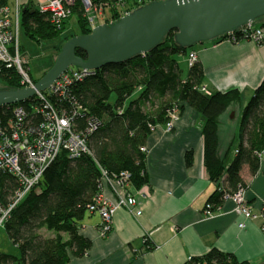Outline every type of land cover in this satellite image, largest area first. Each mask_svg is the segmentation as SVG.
<instances>
[{
    "label": "trees",
    "instance_id": "1",
    "mask_svg": "<svg viewBox=\"0 0 264 264\" xmlns=\"http://www.w3.org/2000/svg\"><path fill=\"white\" fill-rule=\"evenodd\" d=\"M79 15L76 32L66 40L75 34L91 32L86 20L81 13ZM255 22V28H264V18ZM67 23L57 27L47 13L31 4L22 14V28L36 41L55 39L65 31ZM254 31L238 30L231 39L234 42L250 40ZM175 33L170 31L149 52L122 63L108 64L82 79H75L65 96L44 92L58 109L74 117L78 130L86 131L90 121L96 120L93 131L86 132L91 153L71 158L63 150L46 168L40 183L12 209L4 228L19 253H0V264H69L72 257L85 256L93 242L82 233V221L91 213L90 206L102 191L105 173L109 177H119L122 172H128L133 191H139L147 184L148 151L143 148L150 134L171 120L170 112L174 109L181 114L186 106H190L204 117V164L215 185L204 211H219L226 194L248 187L242 170L248 166L251 175L257 174L264 154V76L244 107L237 151L227 165L226 157L219 153L220 116L240 100L241 91L238 88L204 91L201 85L204 66L199 59L189 66L188 75L183 78L177 56H189L193 47L180 46ZM258 43L264 44V40ZM61 49L62 46L59 52ZM76 54L87 58V53L80 48L76 49ZM32 78L35 83L40 79ZM0 80L9 89L23 87L17 69L1 62ZM46 104L43 98L34 95L25 101L2 105L0 125L11 127L17 106L25 108L32 123H39L44 119L42 112L31 113L34 107ZM185 162L188 167L193 165V149L186 151ZM18 187V179L8 171H2L0 203L6 207L13 203ZM48 232L52 234H46ZM146 244L147 248L153 247ZM191 259L186 263L250 264L216 247L204 255L191 256Z\"/></svg>",
    "mask_w": 264,
    "mask_h": 264
},
{
    "label": "crops",
    "instance_id": "2",
    "mask_svg": "<svg viewBox=\"0 0 264 264\" xmlns=\"http://www.w3.org/2000/svg\"><path fill=\"white\" fill-rule=\"evenodd\" d=\"M21 1L23 5L29 2ZM191 50L197 51L204 66L201 85L205 90L241 91L240 100L220 116L219 153L226 157L227 164L238 147L236 111L246 105L264 76V44L224 39L199 43ZM183 58L188 62V54ZM203 124V115L186 106L170 130L159 125L150 134L146 143L149 181L137 193L142 213L136 215L125 207L118 208L112 230L105 237L99 230V213H89L81 231L93 245L85 256L72 257L69 264H185L191 256L204 255L214 247L233 254L239 261L264 263L260 218L249 219L236 213L232 200H225L220 210L211 215L204 211L215 185L204 164ZM189 149L194 151V162L188 167L185 153ZM242 175L248 183L249 205L258 212L264 200V154L257 174L251 175L245 166ZM103 194L112 201L117 198L110 184L105 185ZM145 239L153 247L147 248Z\"/></svg>",
    "mask_w": 264,
    "mask_h": 264
},
{
    "label": "built area",
    "instance_id": "3",
    "mask_svg": "<svg viewBox=\"0 0 264 264\" xmlns=\"http://www.w3.org/2000/svg\"><path fill=\"white\" fill-rule=\"evenodd\" d=\"M154 0H45L38 4L41 12L47 13L52 24L61 27L73 15L81 16L88 26L95 28L104 23H112L135 8L150 3ZM23 3L15 0L14 6H10L8 0H0V62L7 66H14L21 76L24 85L34 86L28 60L24 56L21 45ZM246 24L241 30L245 33L255 30L250 40L259 42L264 40V28H255V23ZM236 32V31H234ZM232 32L225 39L233 41ZM198 59L195 50L190 51L188 64L191 66ZM95 70H87L80 67L69 68L54 84L45 91L65 96L68 87L75 79H82ZM202 89L207 93L209 91ZM45 91H39L36 95L46 101L45 106H36L42 112L44 119L39 123H32V117L28 116L25 108L17 106L15 119L11 127L0 125V173L8 171L18 179L20 187L13 196V203L7 207L0 203V226H4L12 209L19 204L26 195L37 186L43 179L46 168L65 150L71 158H77L85 153H91L88 136L96 125V120L90 121L86 131H80L75 127V119L64 110L58 109ZM171 120L166 124L170 130L174 121L179 118L177 109L170 112ZM91 118H89L90 120ZM148 151L147 147L143 148ZM111 185L117 198L112 201L103 194L105 185ZM138 191H133L129 182V173L122 172L119 177H109L105 173L102 191L95 197L90 206V212H97L101 217L100 233L107 236L113 226V218L118 208L125 207L131 213L140 215L137 198ZM225 200H232L235 204L234 211L249 219L262 220L261 227L264 229V208L255 212L249 205L246 197V188L241 187L234 193L226 194ZM264 203V200H263ZM207 214L215 212L205 211ZM240 226H245L240 223ZM148 239H145V243ZM191 261V257L189 258ZM188 264V263H185ZM189 264H201L190 263Z\"/></svg>",
    "mask_w": 264,
    "mask_h": 264
},
{
    "label": "water",
    "instance_id": "4",
    "mask_svg": "<svg viewBox=\"0 0 264 264\" xmlns=\"http://www.w3.org/2000/svg\"><path fill=\"white\" fill-rule=\"evenodd\" d=\"M28 4L23 7V12ZM264 18V0H154L112 23L75 35L63 44L54 65L34 86H0V106L25 101L49 89L69 68L96 70L118 64L157 47L172 30L185 48L225 39L248 23ZM252 23V24H253ZM80 48L87 58L76 54ZM264 264V263H263Z\"/></svg>",
    "mask_w": 264,
    "mask_h": 264
},
{
    "label": "rangeland",
    "instance_id": "5",
    "mask_svg": "<svg viewBox=\"0 0 264 264\" xmlns=\"http://www.w3.org/2000/svg\"><path fill=\"white\" fill-rule=\"evenodd\" d=\"M43 1H45V0H29V2H27V4L30 3L31 5L38 6V4H40ZM8 3L10 6L13 7L15 0H8ZM77 18L78 17L75 15L70 17L67 21L68 26L65 29V31H63L55 39H44L41 41H36V40L30 38L21 26V39H20V41H21L22 48L24 49L23 54L26 57V59L28 60V65L31 69L30 72L32 73V76L34 78L43 77L44 74L54 65L56 58L59 54L58 53L59 48L61 46H63V44L66 42V37H68V36H70L76 32ZM255 24H257V23H255ZM75 35H80V34H75ZM235 42H238V41H235ZM179 61H180V65L182 68L181 76L183 78H185V77H187L188 71H189L188 62H186V60L183 58V55H180ZM0 86H5L1 80H0ZM23 87H30V86L24 84ZM244 107H245V105H242L241 110L236 111L237 115L234 118L235 121L238 120L239 125H240L241 120H242ZM238 143H239V139H238ZM237 146H238V144H237ZM230 157H234V155L232 154V156H230ZM229 163H230V161H227V164H229ZM133 214H136V212H134ZM103 237H105V236H103ZM0 253H10V254H14V255H17L19 253L17 246L14 245L12 243V241L9 239L8 234H7L4 226H0Z\"/></svg>",
    "mask_w": 264,
    "mask_h": 264
}]
</instances>
